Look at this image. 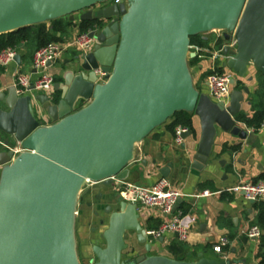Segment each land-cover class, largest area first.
Listing matches in <instances>:
<instances>
[{"label": "water", "instance_id": "obj_1", "mask_svg": "<svg viewBox=\"0 0 264 264\" xmlns=\"http://www.w3.org/2000/svg\"><path fill=\"white\" fill-rule=\"evenodd\" d=\"M108 1L0 0V35L68 17L73 29L89 23L94 40L52 95L19 97L13 87L5 99L0 95L6 107L0 109V132L24 150L15 158L11 151L0 153V264H78L73 228L79 194L90 183L115 182L118 211L103 232L105 247L92 248L97 262L91 264H224L202 255L194 263L150 255L136 205L117 197V188L129 173L122 168L133 160V145L175 110L190 37L221 32L217 50L227 59L224 67L243 77L252 66L264 77V0H125L94 10ZM227 4L230 16L219 15ZM20 60L17 54L15 62ZM243 94L249 90L233 91L228 105L204 94L187 102L201 129L196 169L207 163L217 129L245 137L235 121ZM83 103L89 104L78 111ZM169 169L160 175L166 178ZM131 234L146 254L122 260Z\"/></svg>", "mask_w": 264, "mask_h": 264}, {"label": "crops", "instance_id": "obj_2", "mask_svg": "<svg viewBox=\"0 0 264 264\" xmlns=\"http://www.w3.org/2000/svg\"><path fill=\"white\" fill-rule=\"evenodd\" d=\"M113 4L110 1L100 4L94 8L99 9ZM230 5H224L219 15L230 16ZM244 7L240 9L241 11ZM229 13V14H228ZM234 13V12H231ZM68 19V17H66ZM69 20V19H68ZM51 21L45 24L50 27ZM79 24V22H77ZM81 33L79 28L73 29L69 26L65 32L57 33L58 43H64ZM221 32L202 31L194 36L201 38L203 45H191L189 41L188 50L182 65V78L174 100L178 103L175 110L164 121L150 129L142 136L140 141L133 145V160L128 162L122 170H129L123 183L152 187L160 179L167 180L169 187L182 193V201L177 209L170 211L168 215L161 214L159 209L147 210L140 204L136 205L139 223L145 230L157 229L165 222L175 217H181L184 225L188 227L189 237L183 243L185 259L180 262L194 263L199 260V255L207 261H215L224 264H259L256 258L258 241L247 238L246 232L253 227L257 217V205L264 207V199L251 204L246 201L242 192L230 191V189L245 183H255L262 180L264 176V129L253 130L237 120L235 121L240 131L245 132V137L225 133L217 129L213 147L207 163L202 169H196L194 157L201 138L199 119L186 104L199 95H207L210 99L208 78L212 74L228 73L232 76L235 84L231 87L233 91L249 90V94H243L240 113L251 118L254 114L252 99L258 90L262 77L254 67L250 66L243 77L234 73L230 68L224 67L227 61L217 44L221 43ZM193 37V36H192ZM36 48L34 45L22 46L17 51L21 56L20 63H15L6 68L0 67V95H7L12 86V76L16 69L23 74H29L35 78L32 68V57ZM194 54V57L191 55ZM78 56L76 51H69L61 61L55 63L50 69L55 78V83L63 87L64 76L69 71L70 63ZM54 93V92H52ZM212 100V99H211ZM230 100V97H229ZM90 103V102H89ZM89 103L79 104V111ZM229 104V101H228ZM227 104V105H228ZM0 109L6 110L3 101H0ZM176 113H187L191 116L193 133L183 138L180 146L175 144L174 134L168 129L172 117ZM238 115V116H239ZM52 124H46L51 127ZM0 134H2L0 132ZM5 136V141L15 144L12 137ZM224 147L234 148L222 152ZM3 152L0 149V153ZM170 165L166 178L160 175V170ZM4 168L1 167L0 174ZM86 188V189H85ZM85 191L79 194L80 204H77L74 221V252L78 264H91L97 262L92 248L94 246L105 247L103 232L108 227L111 213L118 211L115 200H110V195L116 188L115 184L105 187L102 185L85 187ZM219 193L208 198L197 199L203 191ZM101 194L102 199L97 200ZM119 197V195H117ZM131 203V202H127ZM110 212H106L107 208ZM186 211L183 213V211ZM104 221L100 225V221ZM130 240L126 243L127 249L122 254V260L134 259L145 255L143 246L137 245L134 235H129ZM221 238H227L229 244L216 251ZM151 244L150 255H164L172 259L166 247L174 242H180L174 233H168L163 238V243L148 239ZM131 248L134 254L130 255Z\"/></svg>", "mask_w": 264, "mask_h": 264}, {"label": "built area", "instance_id": "obj_3", "mask_svg": "<svg viewBox=\"0 0 264 264\" xmlns=\"http://www.w3.org/2000/svg\"><path fill=\"white\" fill-rule=\"evenodd\" d=\"M122 1L125 2V0H111L114 4H118ZM90 32L91 30H87L64 43H50L35 51L32 57V68L35 71L36 77L31 78L29 74H23L18 69L13 73L12 86L17 96L23 97L33 94L52 95L55 78L53 74H51L50 69L55 63L61 61L71 50L76 51L79 56L88 54L94 46V40L90 36ZM228 47L229 50L234 51L236 49V41L231 39L228 43ZM16 55L17 51L15 49L1 51L0 67L6 68L15 65ZM232 79V76L225 72L209 76L208 86L212 101L216 103L223 102L225 105L228 104L232 87L230 81ZM31 87H33V90H30ZM260 128L264 129V120ZM186 132L187 130L182 127H177L175 129L174 140L177 146L182 145L183 135ZM5 142L6 141L0 139V148L11 151L13 153V158L24 151L20 144H6ZM1 167L2 166H0V169ZM89 185L92 184L90 183ZM230 191L242 192L248 202H259L264 199V181L241 184L230 189ZM117 192L123 201L140 204L147 210L159 209L163 215H168L177 203V200L183 196L180 191L171 189L165 179H160L152 187L123 183L117 188ZM217 194L219 193H211L206 190L199 193L195 198H208ZM168 233L176 234L179 241L182 243L186 242L189 237L188 227L184 225V221L181 217H175L169 222L163 223L157 229L146 231V237L150 240L157 241L160 238H164ZM260 235L261 231L256 226L251 227L246 232L247 238L253 241H258ZM228 244L229 241L227 238H221L218 247H216V251H220L222 247Z\"/></svg>", "mask_w": 264, "mask_h": 264}, {"label": "trees", "instance_id": "obj_4", "mask_svg": "<svg viewBox=\"0 0 264 264\" xmlns=\"http://www.w3.org/2000/svg\"><path fill=\"white\" fill-rule=\"evenodd\" d=\"M73 23L69 21L66 17L59 18L51 21L50 27H46L45 24L33 25L30 27L18 29L13 32L5 33L0 35V52L6 49L19 50V45L31 46L34 45L36 51L50 43H55L59 39L56 37L57 33H63L65 30L72 26ZM91 25L89 23L83 22L80 24L79 29L82 32H86ZM191 45H203L201 38L198 36L190 37ZM264 80V79H263ZM258 90L255 92L252 99L254 114L251 118L246 117L243 113L237 116V120L245 124L248 128L253 130H258L264 120V82L260 79L258 85ZM177 127H182L187 130V132L193 133V128L191 124V116L187 113H176L172 117V122L168 126V129L175 134V129ZM234 148L224 147L222 152L228 151ZM264 181V176L261 177ZM257 217L253 226L260 229L261 235L258 240V251L256 258L259 260V264H264V207L262 205L256 206ZM186 211L184 210L183 213ZM167 252L169 256L176 261H183L185 259L184 245L182 242H174L169 244L167 247Z\"/></svg>", "mask_w": 264, "mask_h": 264}, {"label": "flooded vegetation", "instance_id": "obj_5", "mask_svg": "<svg viewBox=\"0 0 264 264\" xmlns=\"http://www.w3.org/2000/svg\"><path fill=\"white\" fill-rule=\"evenodd\" d=\"M96 185H100V184H92L91 185V187L92 186H96ZM114 192V191H113ZM115 197V195H113V193L110 195V199H112L113 200V198ZM97 200H101L102 199V195L101 194H99V195H97ZM104 224V221L102 220V221H100V225H103Z\"/></svg>", "mask_w": 264, "mask_h": 264}, {"label": "rangeland", "instance_id": "obj_6", "mask_svg": "<svg viewBox=\"0 0 264 264\" xmlns=\"http://www.w3.org/2000/svg\"><path fill=\"white\" fill-rule=\"evenodd\" d=\"M0 139L3 140V141L6 140V139H5V136H3L2 134H0ZM85 189H86V188H85ZM85 189H83V191H85ZM80 199H81V198H78V201H77V204H78V205H79L80 202H81Z\"/></svg>", "mask_w": 264, "mask_h": 264}, {"label": "bare ground", "instance_id": "obj_7", "mask_svg": "<svg viewBox=\"0 0 264 264\" xmlns=\"http://www.w3.org/2000/svg\"><path fill=\"white\" fill-rule=\"evenodd\" d=\"M9 31H14V28L10 29ZM1 33V32H0Z\"/></svg>", "mask_w": 264, "mask_h": 264}]
</instances>
